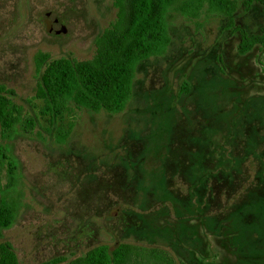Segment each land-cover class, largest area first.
<instances>
[{
    "label": "rangeland",
    "instance_id": "rangeland-1",
    "mask_svg": "<svg viewBox=\"0 0 264 264\" xmlns=\"http://www.w3.org/2000/svg\"><path fill=\"white\" fill-rule=\"evenodd\" d=\"M182 1L123 111L68 103L51 119L34 98L35 55L92 58L113 0H0V85L21 112L0 137V197L16 209L0 243L19 264L119 243L176 264H264V53L238 51L242 34H260L264 6L237 0L230 23L206 4L185 15Z\"/></svg>",
    "mask_w": 264,
    "mask_h": 264
},
{
    "label": "trees",
    "instance_id": "trees-1",
    "mask_svg": "<svg viewBox=\"0 0 264 264\" xmlns=\"http://www.w3.org/2000/svg\"><path fill=\"white\" fill-rule=\"evenodd\" d=\"M179 0H113L115 18L95 39L92 58L77 61L67 58L49 60L46 53L35 55L36 69L43 67L37 82L35 99L43 102L41 112L51 119L60 115L71 103L75 107L117 114L124 110L132 92L135 70L139 63L162 55L169 45L166 15L168 8ZM264 6V0L243 1ZM206 4L208 10L221 13L232 22L237 0H183L178 10L195 17ZM258 45L264 53V24L258 35L242 34L238 51L243 54ZM13 91L0 85V137L11 130L20 119V109L11 100ZM25 121V130L32 127ZM70 127L56 138L62 142ZM15 206L0 197V238L11 226ZM150 264H176L165 251L119 243L109 248L98 245L83 255L70 259L56 258L41 264H131L134 260ZM0 264H19L8 242L0 243Z\"/></svg>",
    "mask_w": 264,
    "mask_h": 264
}]
</instances>
